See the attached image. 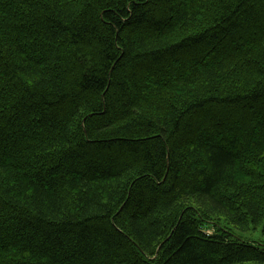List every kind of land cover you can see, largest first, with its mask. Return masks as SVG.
Segmentation results:
<instances>
[{
    "label": "trees",
    "instance_id": "16d2710c",
    "mask_svg": "<svg viewBox=\"0 0 264 264\" xmlns=\"http://www.w3.org/2000/svg\"><path fill=\"white\" fill-rule=\"evenodd\" d=\"M264 0H0V264H264Z\"/></svg>",
    "mask_w": 264,
    "mask_h": 264
},
{
    "label": "rangeland",
    "instance_id": "374dc122",
    "mask_svg": "<svg viewBox=\"0 0 264 264\" xmlns=\"http://www.w3.org/2000/svg\"><path fill=\"white\" fill-rule=\"evenodd\" d=\"M235 237H243L245 240L248 241H260L263 239L262 229L259 228L257 231H251V232H242L239 230H235Z\"/></svg>",
    "mask_w": 264,
    "mask_h": 264
}]
</instances>
